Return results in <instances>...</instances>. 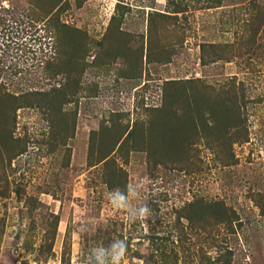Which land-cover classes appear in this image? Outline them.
Listing matches in <instances>:
<instances>
[{
	"label": "rangeland",
	"instance_id": "374dc122",
	"mask_svg": "<svg viewBox=\"0 0 264 264\" xmlns=\"http://www.w3.org/2000/svg\"><path fill=\"white\" fill-rule=\"evenodd\" d=\"M114 240L122 264H264V0H0V264Z\"/></svg>",
	"mask_w": 264,
	"mask_h": 264
},
{
	"label": "clouds",
	"instance_id": "9594fccd",
	"mask_svg": "<svg viewBox=\"0 0 264 264\" xmlns=\"http://www.w3.org/2000/svg\"><path fill=\"white\" fill-rule=\"evenodd\" d=\"M128 192L130 194H136L134 188L129 187ZM109 199L113 207L118 209L130 210L131 205L128 197L121 192L119 189H115L109 193ZM149 209L147 206H141L134 211H131V217L133 219L144 218L148 215ZM127 253V242L124 240H114L107 247H97L90 254H88L91 259L88 260L87 264H122L125 260Z\"/></svg>",
	"mask_w": 264,
	"mask_h": 264
},
{
	"label": "trees",
	"instance_id": "16d2710c",
	"mask_svg": "<svg viewBox=\"0 0 264 264\" xmlns=\"http://www.w3.org/2000/svg\"><path fill=\"white\" fill-rule=\"evenodd\" d=\"M167 106H169V103H166L164 102V104H162L159 108L156 109L157 112H159L160 114H163V115H166V120L163 124H162V128H163V133H162V136H164V140L162 139L163 143L165 144V146L168 148L170 146H172V144H176V142H174V127L172 125V122L171 120H175V118H173V116H169L168 113H167V110L166 108H168ZM177 120V119H176ZM181 120V119H180ZM178 121V120H177ZM181 121H178V124L180 123ZM184 122V121H183ZM128 134H132V131L130 130L128 132ZM167 140V141H166ZM170 149V148H168Z\"/></svg>",
	"mask_w": 264,
	"mask_h": 264
}]
</instances>
